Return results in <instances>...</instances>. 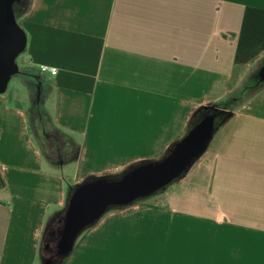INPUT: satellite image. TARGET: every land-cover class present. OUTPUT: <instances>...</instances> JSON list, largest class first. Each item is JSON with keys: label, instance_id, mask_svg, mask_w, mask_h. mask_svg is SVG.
Listing matches in <instances>:
<instances>
[{"label": "crops", "instance_id": "0c3cea01", "mask_svg": "<svg viewBox=\"0 0 264 264\" xmlns=\"http://www.w3.org/2000/svg\"><path fill=\"white\" fill-rule=\"evenodd\" d=\"M26 2L0 93V264H42L77 186L162 159L212 108L185 173L108 208L56 264H264V0Z\"/></svg>", "mask_w": 264, "mask_h": 264}, {"label": "water", "instance_id": "95a60500", "mask_svg": "<svg viewBox=\"0 0 264 264\" xmlns=\"http://www.w3.org/2000/svg\"><path fill=\"white\" fill-rule=\"evenodd\" d=\"M20 2L0 0V93L6 91L12 76L19 72L17 58L26 47L27 37L17 22L14 9ZM259 77L264 80V65ZM222 112L219 108H212L203 115L162 159L139 165L118 179L100 177L77 186L58 219L57 258L66 256L79 234L98 221L108 208L149 196L182 176L206 150L215 130L216 118ZM50 246L47 241L44 245L46 252ZM53 262L52 256L46 257L45 264Z\"/></svg>", "mask_w": 264, "mask_h": 264}, {"label": "trees", "instance_id": "16d2710c", "mask_svg": "<svg viewBox=\"0 0 264 264\" xmlns=\"http://www.w3.org/2000/svg\"><path fill=\"white\" fill-rule=\"evenodd\" d=\"M25 4L27 5V2H26V0H21V2L18 4V5H16L15 7H14V9H15V15L17 16L18 15V13L24 8V6H25ZM221 116H223V114L222 115H219L217 118H216V123H218L219 121H221ZM198 119H196V121H197ZM195 121V122H196ZM195 122L193 123V125H195ZM192 125V126H193ZM192 128V127H191ZM175 147V145L174 146H172L171 148H170V150L167 152V154L173 149ZM166 154V155H167ZM5 187V182H4V179L2 178V176L0 175V189H2V188H4ZM62 214H63V212L52 222V225L49 227V229H48V232H47V235H46V242L47 241H49L50 242V249L46 252V253H53L52 252V250H53V248L55 247V241H56V238H57V233H58V229H59V223H58V219L62 216ZM93 225V224H92ZM92 225H90V226H92ZM89 227V226H88ZM87 228V227H86ZM53 232H54V234H53ZM54 253H56V252H54ZM52 256V255H51ZM53 258V257H52ZM61 258H58L56 261H54L53 262V264H56L59 260H60Z\"/></svg>", "mask_w": 264, "mask_h": 264}, {"label": "rangeland", "instance_id": "374dc122", "mask_svg": "<svg viewBox=\"0 0 264 264\" xmlns=\"http://www.w3.org/2000/svg\"><path fill=\"white\" fill-rule=\"evenodd\" d=\"M17 62L20 63V64L22 63V54L17 58ZM15 79L16 78L14 76L13 79H12V82H10V87H13V85L15 83ZM52 252L53 253H43L42 264H45L46 257H49L51 255L53 257V261H56L58 259L57 256H56V253H54L55 252V247L53 248Z\"/></svg>", "mask_w": 264, "mask_h": 264}, {"label": "built area", "instance_id": "2783aa9c", "mask_svg": "<svg viewBox=\"0 0 264 264\" xmlns=\"http://www.w3.org/2000/svg\"><path fill=\"white\" fill-rule=\"evenodd\" d=\"M40 70H41L42 72H47V71H49V72H51L52 74H55V73L57 72L56 68H54V67H49V66H47V65H41V66H40Z\"/></svg>", "mask_w": 264, "mask_h": 264}]
</instances>
